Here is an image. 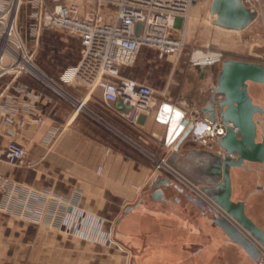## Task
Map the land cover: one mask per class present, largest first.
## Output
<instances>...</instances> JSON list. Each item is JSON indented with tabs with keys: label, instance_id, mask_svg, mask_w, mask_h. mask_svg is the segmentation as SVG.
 I'll return each mask as SVG.
<instances>
[{
	"label": "crops",
	"instance_id": "0c3cea01",
	"mask_svg": "<svg viewBox=\"0 0 264 264\" xmlns=\"http://www.w3.org/2000/svg\"><path fill=\"white\" fill-rule=\"evenodd\" d=\"M29 45L36 46L43 71L75 100L32 78L1 79L0 147L16 140L27 147L28 155L20 167L0 163V174L11 177L20 192L47 188L61 196L66 218L36 221L32 212L16 202L19 195L11 206H5L0 195V264H256L213 223L207 208L188 201L183 193L164 187L165 201L150 199V188L159 178L156 160L166 158L212 204L202 187L208 184L210 162L219 155V147L200 146L190 134L176 151L187 120L169 117L160 96L151 114H138L132 121L120 116L123 110L117 103L107 108L100 91L88 97L84 87L67 85L61 78L78 63L81 42L64 29H45L37 43L29 40ZM155 52L156 58L141 52L136 64L121 74L165 90L171 102L187 100L204 108L219 72L206 67L204 74L201 67L183 63L175 69L177 78L163 76L162 85L156 86L142 74L143 69L158 68L163 56ZM21 83L33 99L22 94L24 107L7 110V96L17 95L16 86ZM256 85L250 83V95L264 105ZM83 100L86 108L77 112ZM34 112L44 115V123L34 121ZM230 174L232 200L243 201L248 217L264 230V167L250 163L231 168ZM56 206L51 203L50 209ZM41 208L36 204L34 212ZM73 216L84 217L82 234L75 231V222L71 230H65ZM91 218L113 228L112 242L96 240Z\"/></svg>",
	"mask_w": 264,
	"mask_h": 264
},
{
	"label": "built area",
	"instance_id": "2783aa9c",
	"mask_svg": "<svg viewBox=\"0 0 264 264\" xmlns=\"http://www.w3.org/2000/svg\"><path fill=\"white\" fill-rule=\"evenodd\" d=\"M201 1L86 0L85 3H68L61 0H0V80L11 77V82H18L21 78H32L60 96L75 100L38 66L36 46L29 45V40L37 43L45 29H64L81 42L78 63L69 67L61 78L67 85L84 87L88 97L100 91L102 102L107 108H113L117 102L130 106L131 110L120 111V116L132 121L138 114H151L156 98L160 95L169 117L186 119L192 123L191 137L195 143L212 149L219 147V142L225 135V126L220 117L211 120L208 114L202 112L203 107L187 100L171 102L166 98V91L159 93L150 84L121 74L122 69L136 64L144 48L155 49L161 56L176 53L182 46L181 39H176L172 31ZM241 2L255 14L254 22L259 17L264 21V0ZM24 3L37 9L29 15L32 22L26 27V31L20 23V9ZM222 58L223 55L220 54L217 62ZM191 65L208 67L211 64L200 65L194 60ZM16 93L17 95L7 96V110L11 107L15 112L24 107L19 97L22 94L33 99L31 91L23 83L17 84ZM85 108L83 100L78 103L76 111L80 112ZM33 116L35 122L44 123L43 114L34 112ZM218 154H224L220 147ZM27 155V147L16 140L9 141L4 148L0 147V163L13 167L23 166ZM154 170L159 177L157 180L165 177L186 190L200 192L199 188L177 173L166 158L156 160ZM20 189L11 177L0 174V195L5 206H11L13 197L19 195L16 202L32 212L36 221L42 222L47 218L55 222L58 218H66L65 211L60 207L63 203L61 196L54 195L47 188L39 192H20ZM51 203H56V208L51 210ZM36 204L42 207L41 212H34ZM83 218L71 217L65 230H71L75 222V231L82 234L80 226ZM90 220L95 222L98 242L105 244L114 240L113 228H107L99 218ZM87 235L88 232H85L83 236Z\"/></svg>",
	"mask_w": 264,
	"mask_h": 264
},
{
	"label": "water",
	"instance_id": "95a60500",
	"mask_svg": "<svg viewBox=\"0 0 264 264\" xmlns=\"http://www.w3.org/2000/svg\"><path fill=\"white\" fill-rule=\"evenodd\" d=\"M213 23L230 30H244L255 20V14L241 0H212ZM205 74V66L201 67ZM249 83L264 85V64L245 60L225 59L217 76V84L210 101L202 109L211 120L220 117L225 124V135L219 142L223 155H214L208 184L202 187L212 204L168 178L159 179L151 186L150 199L165 201L164 187H173L185 198L213 215V223L230 240L241 246L256 264H264V230L251 220L243 201L232 200L231 168L248 164L264 167V107L255 104L249 94ZM121 110L130 106L117 102ZM176 151L190 136L193 125L187 120ZM261 138V140H259ZM134 207L127 209L133 210Z\"/></svg>",
	"mask_w": 264,
	"mask_h": 264
},
{
	"label": "rangeland",
	"instance_id": "374dc122",
	"mask_svg": "<svg viewBox=\"0 0 264 264\" xmlns=\"http://www.w3.org/2000/svg\"><path fill=\"white\" fill-rule=\"evenodd\" d=\"M62 2H79L85 3L86 0H61ZM211 1L202 0L196 5L190 15L181 21L173 32L176 39H181V48L176 52L163 55L158 68H146L142 70V74L148 78L156 86L162 85V77L169 79L177 78L179 74L175 71L176 67L183 63L191 64L193 55L196 52L205 54L220 53L223 58L220 62L213 63L208 67H214L217 72L220 71L222 62L225 59L245 60L248 62H264V21L258 18L250 27L240 31H229L219 27L213 23L216 18L211 14ZM51 4V3H50ZM37 11L32 5L24 3L20 9V23L26 31V27L30 25L29 15ZM183 31V32H182ZM182 32V33H181ZM183 35V37H182ZM148 49V48H147ZM150 49V48H149ZM142 50L145 57L156 58V50ZM158 52V51H157ZM40 54L36 53L37 64L41 67L39 61ZM159 55V52H158ZM256 93L260 94L258 99L264 97V86H255ZM159 93L165 90L155 89ZM160 96V95H158ZM172 167L173 163L168 161ZM190 191V190H188ZM197 193V192H196ZM198 194V193H197ZM199 195V194H198Z\"/></svg>",
	"mask_w": 264,
	"mask_h": 264
},
{
	"label": "bare ground",
	"instance_id": "6f19581e",
	"mask_svg": "<svg viewBox=\"0 0 264 264\" xmlns=\"http://www.w3.org/2000/svg\"><path fill=\"white\" fill-rule=\"evenodd\" d=\"M219 27H221V26H219ZM227 30H229V31H240V30H230V29H227ZM182 37H183V35H182ZM219 57H220V54L219 53L205 54L203 52H196L193 55L194 60L197 63H199L200 65H210V64H213V63H215V62H217L219 60Z\"/></svg>",
	"mask_w": 264,
	"mask_h": 264
},
{
	"label": "flooded vegetation",
	"instance_id": "af4514ba",
	"mask_svg": "<svg viewBox=\"0 0 264 264\" xmlns=\"http://www.w3.org/2000/svg\"><path fill=\"white\" fill-rule=\"evenodd\" d=\"M249 85H250V83H249ZM248 91H249V89H248ZM249 94H250V92H249ZM251 96V95H250ZM253 99V98H252ZM253 101H254V103L255 104H258V105H260V106H262V107H264V105H261V104H259L258 102H256L254 99H253ZM224 124V123H223ZM224 126H225V124H224Z\"/></svg>",
	"mask_w": 264,
	"mask_h": 264
}]
</instances>
